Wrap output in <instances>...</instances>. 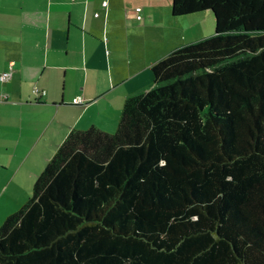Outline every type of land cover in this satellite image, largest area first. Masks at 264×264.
<instances>
[{
  "label": "trees",
  "instance_id": "1",
  "mask_svg": "<svg viewBox=\"0 0 264 264\" xmlns=\"http://www.w3.org/2000/svg\"><path fill=\"white\" fill-rule=\"evenodd\" d=\"M150 64L113 131L70 129L0 223V264H264V0Z\"/></svg>",
  "mask_w": 264,
  "mask_h": 264
},
{
  "label": "crops",
  "instance_id": "2",
  "mask_svg": "<svg viewBox=\"0 0 264 264\" xmlns=\"http://www.w3.org/2000/svg\"><path fill=\"white\" fill-rule=\"evenodd\" d=\"M120 6L119 0H0V72L12 71L0 81V134L28 129L26 147L33 149L48 133L56 148L72 128H115L125 96L149 84L139 77L157 59L153 42L163 41V31L170 37L172 25L146 10L133 28ZM75 96L81 101L72 102Z\"/></svg>",
  "mask_w": 264,
  "mask_h": 264
},
{
  "label": "rangeland",
  "instance_id": "3",
  "mask_svg": "<svg viewBox=\"0 0 264 264\" xmlns=\"http://www.w3.org/2000/svg\"><path fill=\"white\" fill-rule=\"evenodd\" d=\"M119 1L123 3V6H120L121 10L124 12L127 9L128 20L133 28L136 27L135 22L145 18L146 10H154L153 19L155 21L161 18L171 20V35L170 37L165 36L163 31V41L158 42V38L155 39L151 51L152 59L163 56L168 48L171 49L180 43L200 37L197 35L200 31L203 32V35L211 34L214 31V17L210 9L172 17L170 14L171 0ZM113 19L118 20L117 17H113ZM146 29L149 31L150 27ZM133 30L135 34L136 29ZM129 37H133V35ZM139 79L144 82V85L150 83L152 81L151 71L148 69ZM113 129L114 127L107 131ZM8 131L11 133L0 134V223L7 213L16 210L31 194L36 175L55 150L54 140L48 133L44 136L45 140H39L33 149H30V147H26L27 144H30L28 129L23 128L20 131L18 128H13Z\"/></svg>",
  "mask_w": 264,
  "mask_h": 264
},
{
  "label": "built area",
  "instance_id": "4",
  "mask_svg": "<svg viewBox=\"0 0 264 264\" xmlns=\"http://www.w3.org/2000/svg\"><path fill=\"white\" fill-rule=\"evenodd\" d=\"M11 69H7V70H4V71H1L0 72V81H3V80H7L10 78L11 76ZM40 91V92H39ZM32 92L35 93V94H43L44 93V90H38V88L36 86H33L32 88ZM5 96V94H3ZM81 101V98L80 96H75L72 98V102L74 103H77V102H80Z\"/></svg>",
  "mask_w": 264,
  "mask_h": 264
}]
</instances>
